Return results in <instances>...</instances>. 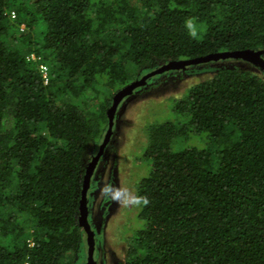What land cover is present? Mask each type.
<instances>
[{
	"label": "trees",
	"instance_id": "16d2710c",
	"mask_svg": "<svg viewBox=\"0 0 264 264\" xmlns=\"http://www.w3.org/2000/svg\"><path fill=\"white\" fill-rule=\"evenodd\" d=\"M246 49H264V0H0V264L81 260L85 159L118 90ZM173 109L147 128L124 264H264V77L220 66Z\"/></svg>",
	"mask_w": 264,
	"mask_h": 264
},
{
	"label": "rangeland",
	"instance_id": "374dc122",
	"mask_svg": "<svg viewBox=\"0 0 264 264\" xmlns=\"http://www.w3.org/2000/svg\"><path fill=\"white\" fill-rule=\"evenodd\" d=\"M226 64L242 65L264 77V69L250 61L224 59L210 65L156 74L148 84L137 88L119 105L113 134L95 171V187L89 200L94 229L98 232L97 264H124L125 241H131L130 246H134L133 235L145 225V220L139 216L141 204L137 184L148 176L151 169L150 162L145 158L148 126L175 120L178 115L173 106L177 95ZM205 138L194 136L186 145L205 147ZM99 144L89 149V157L85 161L92 160ZM85 246L78 264H87L88 246Z\"/></svg>",
	"mask_w": 264,
	"mask_h": 264
},
{
	"label": "water",
	"instance_id": "95a60500",
	"mask_svg": "<svg viewBox=\"0 0 264 264\" xmlns=\"http://www.w3.org/2000/svg\"><path fill=\"white\" fill-rule=\"evenodd\" d=\"M243 59L246 61H250L262 69H264V49H246V50H237V51H225L220 53L209 54L206 56L188 59L183 61H171L149 73L144 75L141 78H137L125 85L123 88L118 90L113 98V103L108 109V117H109V127L105 134V138L103 142L100 144V149L93 159L88 163L87 171L85 174L83 190H82V198L80 200V215L79 222L86 231L87 234V243H88V257L87 264H96L95 259V250H96V240L95 233L92 229L91 223L88 218V190L91 184L92 176L95 172V169L100 161L102 155L105 152L106 146L109 143L115 123V116L121 102L129 95L133 94L135 90L141 86L146 85L148 80L155 76L156 74L163 71H170L172 69H185L191 65H197L201 63L211 62V61H219L224 59Z\"/></svg>",
	"mask_w": 264,
	"mask_h": 264
},
{
	"label": "flooded vegetation",
	"instance_id": "af4514ba",
	"mask_svg": "<svg viewBox=\"0 0 264 264\" xmlns=\"http://www.w3.org/2000/svg\"><path fill=\"white\" fill-rule=\"evenodd\" d=\"M95 154H97V152H95ZM95 154H93L92 155V158L91 159H93V156H95ZM103 156V155H102ZM101 160V159H100ZM90 162V161H89ZM100 162V161H99ZM99 162H98V164H99ZM89 165V164H88ZM98 166V165H97ZM96 169H97V167H96ZM96 169H95V171H96ZM94 176H95V172H94V174H93V176H92V179H91V184H90V187H89V190H88V218H89V221H90V223H91V226H92V229L94 230V233H95V240H96V249H97V242H98V238H97V230H96V228L94 229V226H95V224H94V221L92 220L93 218L91 217L92 216V211H91V208H90V204H89V200H90V193H91V191L94 189V187H95V181H94ZM86 240H87V234H86ZM95 252H96V250H95ZM126 261V260H125ZM125 261H124V263H125Z\"/></svg>",
	"mask_w": 264,
	"mask_h": 264
},
{
	"label": "built area",
	"instance_id": "2783aa9c",
	"mask_svg": "<svg viewBox=\"0 0 264 264\" xmlns=\"http://www.w3.org/2000/svg\"><path fill=\"white\" fill-rule=\"evenodd\" d=\"M30 57L35 59V60L39 59V57H37L35 54H31ZM40 69H41V72H42V75H43L44 82L48 83L49 82V69H48V66L46 64L40 62ZM26 264H29V263L27 262Z\"/></svg>",
	"mask_w": 264,
	"mask_h": 264
},
{
	"label": "clouds",
	"instance_id": "9594fccd",
	"mask_svg": "<svg viewBox=\"0 0 264 264\" xmlns=\"http://www.w3.org/2000/svg\"><path fill=\"white\" fill-rule=\"evenodd\" d=\"M96 264H97V261H96Z\"/></svg>",
	"mask_w": 264,
	"mask_h": 264
}]
</instances>
